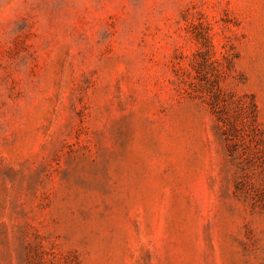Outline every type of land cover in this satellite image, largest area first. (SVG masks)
I'll return each instance as SVG.
<instances>
[{"label": "rangeland", "instance_id": "374dc122", "mask_svg": "<svg viewBox=\"0 0 264 264\" xmlns=\"http://www.w3.org/2000/svg\"><path fill=\"white\" fill-rule=\"evenodd\" d=\"M0 264H264V0H0Z\"/></svg>", "mask_w": 264, "mask_h": 264}]
</instances>
